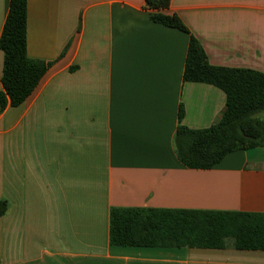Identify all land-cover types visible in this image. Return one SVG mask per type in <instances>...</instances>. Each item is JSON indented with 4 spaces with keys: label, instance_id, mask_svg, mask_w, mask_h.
I'll return each mask as SVG.
<instances>
[{
    "label": "crops",
    "instance_id": "crops-1",
    "mask_svg": "<svg viewBox=\"0 0 264 264\" xmlns=\"http://www.w3.org/2000/svg\"><path fill=\"white\" fill-rule=\"evenodd\" d=\"M165 11L188 32L152 21L144 0L26 1V55L50 65L0 112V264H264V248L232 237L110 242L118 208L264 215V145L190 168L173 143L179 123L209 127L225 104L219 87L183 80L189 35L211 65L264 73V0H170ZM2 62L0 50V76Z\"/></svg>",
    "mask_w": 264,
    "mask_h": 264
},
{
    "label": "trees",
    "instance_id": "trees-1",
    "mask_svg": "<svg viewBox=\"0 0 264 264\" xmlns=\"http://www.w3.org/2000/svg\"><path fill=\"white\" fill-rule=\"evenodd\" d=\"M26 1L9 0L0 33L3 54L0 112L16 106L37 88L50 62L26 55ZM170 0H144L149 18L184 32L175 13H167ZM183 80L205 82L225 94L219 119L206 128L178 124L174 149L190 168H211L229 152L264 145V73L238 67L213 66L193 35H189ZM182 117L179 107L178 119ZM8 209L0 199V216ZM232 237L239 248H264V215L179 209L118 208L110 214V242L123 246L221 247Z\"/></svg>",
    "mask_w": 264,
    "mask_h": 264
},
{
    "label": "rangeland",
    "instance_id": "rangeland-1",
    "mask_svg": "<svg viewBox=\"0 0 264 264\" xmlns=\"http://www.w3.org/2000/svg\"><path fill=\"white\" fill-rule=\"evenodd\" d=\"M260 116H262V118L264 117V112H262L261 114H260Z\"/></svg>",
    "mask_w": 264,
    "mask_h": 264
}]
</instances>
